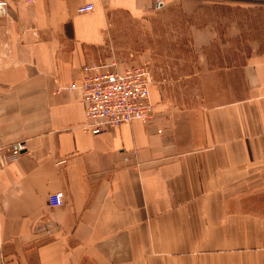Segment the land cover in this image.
<instances>
[{"label":"crops","instance_id":"crops-1","mask_svg":"<svg viewBox=\"0 0 264 264\" xmlns=\"http://www.w3.org/2000/svg\"><path fill=\"white\" fill-rule=\"evenodd\" d=\"M230 2L233 34L254 39L235 95L186 110L151 95L150 120L94 134L69 85L86 63L114 68L99 59L111 12L146 16L156 0H9L0 15V264H264V0ZM86 3L93 9L79 12ZM164 4L192 14L204 0ZM234 8L247 29L235 30ZM191 36L200 47L214 31ZM16 142L23 148L11 156ZM54 191L62 205L48 203Z\"/></svg>","mask_w":264,"mask_h":264},{"label":"rangeland","instance_id":"rangeland-1","mask_svg":"<svg viewBox=\"0 0 264 264\" xmlns=\"http://www.w3.org/2000/svg\"><path fill=\"white\" fill-rule=\"evenodd\" d=\"M234 9L238 21H242L235 30L247 29L250 23L246 16L241 20V11ZM232 11L230 0H204L192 14H185L178 4H163L142 17L113 11L99 59L115 62L116 68L134 63L146 65L152 76L151 95L169 109L186 110L228 100L242 85L238 68L254 40L250 34H233ZM252 17L257 35L263 16L257 13ZM204 26L214 31V37L199 47L191 34ZM232 64L236 65L234 70L225 68Z\"/></svg>","mask_w":264,"mask_h":264},{"label":"built area","instance_id":"built-area-1","mask_svg":"<svg viewBox=\"0 0 264 264\" xmlns=\"http://www.w3.org/2000/svg\"><path fill=\"white\" fill-rule=\"evenodd\" d=\"M163 4L164 0H156L157 8ZM8 7L9 0H0V15H5ZM92 9V3L77 8L79 12ZM151 85V73L142 63L112 69L102 64L86 63L81 68L78 82L70 83L69 87H76L81 93L85 117L81 127L95 134L135 119L150 120L153 115ZM22 148L21 142L12 144L10 155L19 154ZM48 203L51 206L62 205L63 192H51Z\"/></svg>","mask_w":264,"mask_h":264},{"label":"bare ground","instance_id":"bare-ground-1","mask_svg":"<svg viewBox=\"0 0 264 264\" xmlns=\"http://www.w3.org/2000/svg\"><path fill=\"white\" fill-rule=\"evenodd\" d=\"M151 94V93H150Z\"/></svg>","mask_w":264,"mask_h":264}]
</instances>
